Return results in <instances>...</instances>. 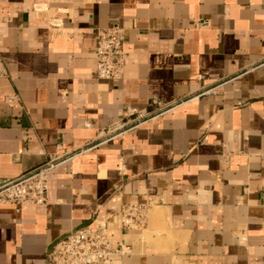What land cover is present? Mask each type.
<instances>
[{
	"label": "crops",
	"instance_id": "crops-1",
	"mask_svg": "<svg viewBox=\"0 0 264 264\" xmlns=\"http://www.w3.org/2000/svg\"><path fill=\"white\" fill-rule=\"evenodd\" d=\"M0 68V184L56 163L44 204H0V264L96 225L123 246L97 264H264V0H0Z\"/></svg>",
	"mask_w": 264,
	"mask_h": 264
},
{
	"label": "built area",
	"instance_id": "built-area-1",
	"mask_svg": "<svg viewBox=\"0 0 264 264\" xmlns=\"http://www.w3.org/2000/svg\"><path fill=\"white\" fill-rule=\"evenodd\" d=\"M206 26V25H205ZM96 78L117 81L123 76L126 64L124 34L122 28L112 24L96 32ZM4 72L0 68V76ZM8 103L18 101V96L8 97ZM129 122H137L146 117L147 112L127 108ZM56 163L46 162L16 180L0 184V204L41 205L46 202L48 178ZM146 208L142 205H127L120 213L121 225L136 227L144 221ZM123 251V246H115L114 239L104 225L94 228L82 227L72 230L57 240L48 253L47 264H97L110 260Z\"/></svg>",
	"mask_w": 264,
	"mask_h": 264
}]
</instances>
